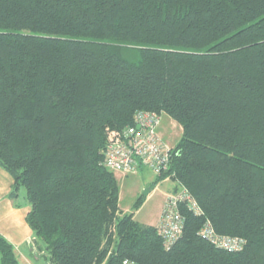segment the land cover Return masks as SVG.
I'll list each match as a JSON object with an SVG mask.
<instances>
[{
    "label": "trees",
    "instance_id": "16d2710c",
    "mask_svg": "<svg viewBox=\"0 0 264 264\" xmlns=\"http://www.w3.org/2000/svg\"><path fill=\"white\" fill-rule=\"evenodd\" d=\"M141 111L182 128L150 187L171 179L202 212L179 206L170 248L104 164ZM0 167L49 264H264V0H0ZM0 264H22L1 234Z\"/></svg>",
    "mask_w": 264,
    "mask_h": 264
},
{
    "label": "built area",
    "instance_id": "2783aa9c",
    "mask_svg": "<svg viewBox=\"0 0 264 264\" xmlns=\"http://www.w3.org/2000/svg\"><path fill=\"white\" fill-rule=\"evenodd\" d=\"M160 125V115L141 111L135 116L134 126L121 132H111L104 150L107 169L123 175H134L142 169L151 170L155 175L166 172L172 149L162 141L158 133ZM182 204L197 215L202 213L197 201L185 189L169 194L158 226L167 248L183 233V218L179 211ZM202 235L216 247L230 253L241 251L244 247L242 239L218 235L209 223L204 226Z\"/></svg>",
    "mask_w": 264,
    "mask_h": 264
},
{
    "label": "rangeland",
    "instance_id": "374dc122",
    "mask_svg": "<svg viewBox=\"0 0 264 264\" xmlns=\"http://www.w3.org/2000/svg\"><path fill=\"white\" fill-rule=\"evenodd\" d=\"M161 119V125L158 129V133L165 144L169 145V147H175L182 136V128L179 124H177L165 114H162ZM1 170L3 171L4 175H6L8 180L12 182V178L3 169ZM122 175L123 174L117 176L120 184L121 211L124 214L134 213L135 220L142 224H155L156 226H159L160 217L157 221L158 214L162 205H165L167 196L174 192L176 188V182L171 179H166L155 185L154 188H151L150 186L153 185L156 180V175L148 169H145L144 171L142 170L134 175ZM7 185L8 183L5 180L2 181L0 179V190H5ZM148 191V196L145 197L143 205L139 210L136 211L135 204ZM25 195L26 191L25 189H22L19 200L22 201V203L19 208L29 206L28 202L25 200ZM0 196L2 198V192L0 193ZM4 204L5 203L1 200L0 208L3 207ZM30 250L35 256L39 257V255H41L39 254L40 252L38 249L35 250V248L32 247ZM17 256L19 258V254H17ZM40 259V263L37 264H49V260L44 256H42ZM20 260L23 262L22 259Z\"/></svg>",
    "mask_w": 264,
    "mask_h": 264
},
{
    "label": "crops",
    "instance_id": "0c3cea01",
    "mask_svg": "<svg viewBox=\"0 0 264 264\" xmlns=\"http://www.w3.org/2000/svg\"><path fill=\"white\" fill-rule=\"evenodd\" d=\"M1 169H0V179L2 181L5 180L8 183V185L5 190L3 189L0 190V193L2 192V198L0 196V201L2 200L5 203L3 207L0 208V234L14 246L16 250V254H19V258L23 260L22 262L19 259L22 264L40 263L41 261L40 258L42 256H44L47 259L46 251L43 246H41V248H38L39 245H37L36 240L34 239L33 232L29 227V225L27 224L26 217L31 210L30 205L25 206L24 208H19L22 201H19L17 203L18 206H16L15 205L16 203H14L9 198V194L12 190L14 182L13 179L12 182L9 181ZM119 175L121 174H117V176ZM163 206L164 205H162L161 210L158 214L157 221L161 215ZM149 225H155V224H149ZM32 247L35 248V250L38 249V251L40 252L39 254H41L39 255V257L35 256L33 252L30 250V248Z\"/></svg>",
    "mask_w": 264,
    "mask_h": 264
},
{
    "label": "water",
    "instance_id": "95a60500",
    "mask_svg": "<svg viewBox=\"0 0 264 264\" xmlns=\"http://www.w3.org/2000/svg\"><path fill=\"white\" fill-rule=\"evenodd\" d=\"M148 193H149V191H148L147 193H145V195H144V196H145V197H147V196H148Z\"/></svg>",
    "mask_w": 264,
    "mask_h": 264
},
{
    "label": "bare ground",
    "instance_id": "6f19581e",
    "mask_svg": "<svg viewBox=\"0 0 264 264\" xmlns=\"http://www.w3.org/2000/svg\"><path fill=\"white\" fill-rule=\"evenodd\" d=\"M165 245H166V244H165ZM166 247H167V246H166ZM170 247H171V246H170ZM170 247H169V248H170Z\"/></svg>",
    "mask_w": 264,
    "mask_h": 264
}]
</instances>
